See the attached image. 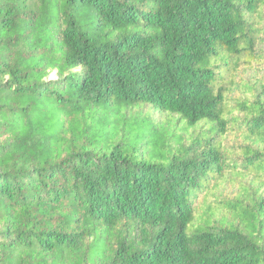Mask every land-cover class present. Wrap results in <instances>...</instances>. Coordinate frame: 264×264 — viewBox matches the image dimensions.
<instances>
[{"label": "trees", "instance_id": "16d2710c", "mask_svg": "<svg viewBox=\"0 0 264 264\" xmlns=\"http://www.w3.org/2000/svg\"><path fill=\"white\" fill-rule=\"evenodd\" d=\"M0 264H264V0H0Z\"/></svg>", "mask_w": 264, "mask_h": 264}, {"label": "rangeland", "instance_id": "374dc122", "mask_svg": "<svg viewBox=\"0 0 264 264\" xmlns=\"http://www.w3.org/2000/svg\"><path fill=\"white\" fill-rule=\"evenodd\" d=\"M255 75H257L255 72H250V71H244L239 69L238 70V81L240 84L242 82H247L250 81L251 78H253ZM52 74V78H53ZM249 93L246 92V90L243 89H236L234 90L230 95H229V105L232 106L234 105V100L239 99V98H244L245 96H248ZM233 140L232 138H227L226 139V144L231 143ZM243 195V191L241 190V187L238 182H232V181H226L223 185H221L218 188H213V191H210V196L209 200L204 202L200 201L199 205L197 206L198 210H202L203 206H216L213 202L214 201H221V200H226V199H234L238 198ZM219 212V211H218ZM223 213V212H221ZM218 216L221 217V215L218 213Z\"/></svg>", "mask_w": 264, "mask_h": 264}]
</instances>
